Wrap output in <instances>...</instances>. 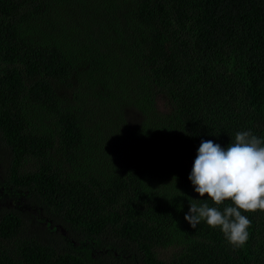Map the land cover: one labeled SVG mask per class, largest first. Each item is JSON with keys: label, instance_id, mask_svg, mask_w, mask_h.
<instances>
[{"label": "trees", "instance_id": "trees-1", "mask_svg": "<svg viewBox=\"0 0 264 264\" xmlns=\"http://www.w3.org/2000/svg\"><path fill=\"white\" fill-rule=\"evenodd\" d=\"M243 130L264 0H0V264H264V212L236 248L184 219L201 141Z\"/></svg>", "mask_w": 264, "mask_h": 264}, {"label": "clouds", "instance_id": "clouds-1", "mask_svg": "<svg viewBox=\"0 0 264 264\" xmlns=\"http://www.w3.org/2000/svg\"><path fill=\"white\" fill-rule=\"evenodd\" d=\"M188 179L207 199L189 202L185 221L194 229L204 221L234 248L243 246L251 221L242 212H264V140L251 130L237 131L226 147L202 140Z\"/></svg>", "mask_w": 264, "mask_h": 264}]
</instances>
